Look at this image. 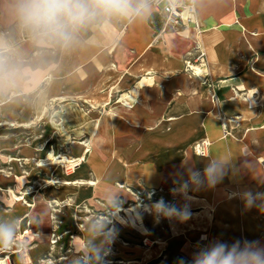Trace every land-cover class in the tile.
I'll list each match as a JSON object with an SVG mask.
<instances>
[{
	"label": "crops",
	"instance_id": "crops-1",
	"mask_svg": "<svg viewBox=\"0 0 264 264\" xmlns=\"http://www.w3.org/2000/svg\"><path fill=\"white\" fill-rule=\"evenodd\" d=\"M151 1L92 15L63 41L23 27L15 0H0V94L34 88L37 120L51 128L42 143L74 141L69 156L84 162L69 182L45 181L37 198L54 216L61 205L101 203L119 181L161 190L183 211L170 216L175 238L183 229L206 232L195 237L206 249H198L201 264H234L245 247L264 254V0H194L201 34L169 31L166 45L152 43L163 18ZM199 53L191 72L186 62ZM204 140L202 158L195 146ZM48 158L55 164L46 166L57 165ZM27 183L16 177L19 187ZM12 197L0 213V228L12 230L8 258L38 264L46 244L32 227L41 222ZM138 207L123 208L131 228Z\"/></svg>",
	"mask_w": 264,
	"mask_h": 264
},
{
	"label": "rangeland",
	"instance_id": "rangeland-1",
	"mask_svg": "<svg viewBox=\"0 0 264 264\" xmlns=\"http://www.w3.org/2000/svg\"><path fill=\"white\" fill-rule=\"evenodd\" d=\"M33 89L22 96L25 93L20 87L13 86L11 92L18 93L13 98H10L11 95L0 94V213L7 212L9 201L14 202L12 194L24 198L15 204L27 202L33 206L28 207L32 210L31 215L41 223L32 227V230L41 231L44 234L42 241L46 244V251L41 253L38 264H201L197 252L198 249H206L197 244L195 237L196 234L204 235L206 232L183 229L182 236L175 238L172 229L174 222L170 216L182 215L183 211L173 208V202H168L161 190L148 188L133 191L119 181L99 199L101 203L90 202V206L72 204L68 208L61 205L55 208L58 211L52 216L54 208L37 198L39 192H42L41 186L50 179L69 182L71 175L84 162L76 168H66L77 158L69 156L70 146L77 144L74 141L53 145L42 143L40 136L42 133L50 134L51 128L37 120L38 97ZM49 153L54 155L57 165L46 166ZM61 153L66 154L65 157L69 156L64 162L58 159ZM40 163L45 164L39 166ZM16 177H24L29 183L19 187L15 184ZM134 205L142 206L137 210L140 217H143L147 232L143 230L137 212H134L135 222L132 223L137 228L127 226L124 217H129L125 214L123 219L126 224L122 219L112 216L115 210ZM126 210L123 209L121 216L123 212L131 213ZM58 216H61V225ZM29 224L26 226L29 227ZM58 225L61 228L57 231ZM64 230L68 234L62 237L59 232ZM58 236L61 237L58 239ZM185 237L190 240L187 241ZM23 244L20 250L26 251L27 247ZM2 248H7L4 250L7 256L2 260L0 257V264L3 261L11 264V256L10 259L8 257L13 250L6 247L5 243ZM245 248L247 256L236 254L234 264H264V254Z\"/></svg>",
	"mask_w": 264,
	"mask_h": 264
},
{
	"label": "clouds",
	"instance_id": "clouds-1",
	"mask_svg": "<svg viewBox=\"0 0 264 264\" xmlns=\"http://www.w3.org/2000/svg\"><path fill=\"white\" fill-rule=\"evenodd\" d=\"M14 9L23 27L38 36L63 41L70 40L72 30L92 15L129 10L127 0H15ZM11 239L12 230L0 228V244Z\"/></svg>",
	"mask_w": 264,
	"mask_h": 264
},
{
	"label": "built area",
	"instance_id": "built-area-1",
	"mask_svg": "<svg viewBox=\"0 0 264 264\" xmlns=\"http://www.w3.org/2000/svg\"><path fill=\"white\" fill-rule=\"evenodd\" d=\"M151 2L157 14L163 18V23L158 29V32L154 35L152 43L166 45L165 38L169 31L187 33L189 30L193 29L197 34H201V24L196 14L194 0H152ZM140 9L141 8H137L134 13H137ZM202 56L203 53H199L196 60L193 62H186L187 68L191 71L193 68L192 63L201 61L203 58ZM209 145L210 143H207V140L197 143L195 146L197 155L205 158Z\"/></svg>",
	"mask_w": 264,
	"mask_h": 264
},
{
	"label": "bare ground",
	"instance_id": "bare-ground-1",
	"mask_svg": "<svg viewBox=\"0 0 264 264\" xmlns=\"http://www.w3.org/2000/svg\"><path fill=\"white\" fill-rule=\"evenodd\" d=\"M207 143H209L208 141H207ZM50 163H52V164H55V162H53V161H50V158H48L47 159ZM81 164V161L79 160V159H76V160H72V162H71V164L70 165H68V166H66V168H68V169H71V168H74V167H76V165H80ZM51 184V183H50ZM16 201H19V199H15ZM123 211V209H117V210H115L114 211V213L112 214V216L113 217H115V218H117V219H122L123 220V222L126 224V222H125V220L123 219V217L121 216V212ZM127 211H129V210H127ZM124 213V212H123Z\"/></svg>",
	"mask_w": 264,
	"mask_h": 264
},
{
	"label": "trees",
	"instance_id": "trees-1",
	"mask_svg": "<svg viewBox=\"0 0 264 264\" xmlns=\"http://www.w3.org/2000/svg\"><path fill=\"white\" fill-rule=\"evenodd\" d=\"M158 31V30H157Z\"/></svg>",
	"mask_w": 264,
	"mask_h": 264
}]
</instances>
